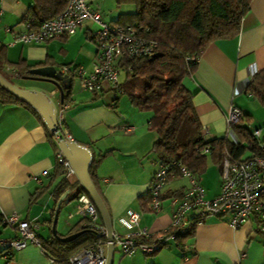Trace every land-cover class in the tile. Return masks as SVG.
<instances>
[{
	"label": "crops",
	"instance_id": "obj_1",
	"mask_svg": "<svg viewBox=\"0 0 264 264\" xmlns=\"http://www.w3.org/2000/svg\"><path fill=\"white\" fill-rule=\"evenodd\" d=\"M89 2L104 21L114 24H128L123 14L134 11L132 4L118 5L115 0ZM31 4L32 0H0L2 72L11 76L13 72L8 65L15 63L30 66L40 63L39 66H52L59 71L62 66H80L86 72L91 71L97 60V48L92 41L95 26L90 21L71 36L39 43H10ZM261 69H264V0H251L239 32L210 42L183 79V85L193 94L194 108L209 139L226 135L225 117L229 108L236 106L243 114L239 124L251 130L260 129L259 140L264 141L260 139L261 128L254 125L257 122L252 124L253 106L249 99L253 97L244 92L248 81ZM21 89L50 95L56 109L61 102L57 89L48 82L25 84ZM84 92L79 94L70 88L68 106L58 122L63 135L85 146L92 160L100 159L94 174L112 232L130 231L117 221L130 209L140 213L139 226L152 237L167 231L171 222V196L167 191L184 188L185 184L171 180L162 191L160 210L152 212L149 205L143 209L139 197L145 194L159 163L150 152L155 139L147 128L150 113L136 111L118 97L113 108L111 97L105 99L103 92ZM39 118L22 105L0 103V215L17 213L22 220L34 221L38 239L45 240L52 236L53 224L58 235L67 236L79 231L85 222L78 216L66 219L76 203L72 191L65 192L57 206L59 200L55 201L54 189L60 176L54 174L56 158L51 142L55 140ZM124 124L132 126L133 131L129 134L118 131ZM228 138L236 139L234 134ZM248 152L242 157L248 156ZM44 171L47 174L41 176ZM34 176H39V181ZM219 190L218 177L213 189L204 188L205 197L211 198ZM61 209H68L65 217H60ZM15 236L13 227L0 224L1 239ZM148 256L151 258L147 259ZM0 264L66 263L51 261L40 245L27 244L10 252L0 247ZM110 264H264V237L257 232L254 220L233 229L224 220L211 216L195 227L193 238L180 245L175 240L169 241L152 255L135 251L126 256L113 249Z\"/></svg>",
	"mask_w": 264,
	"mask_h": 264
},
{
	"label": "trees",
	"instance_id": "obj_2",
	"mask_svg": "<svg viewBox=\"0 0 264 264\" xmlns=\"http://www.w3.org/2000/svg\"><path fill=\"white\" fill-rule=\"evenodd\" d=\"M115 1L118 5H133V12L123 14L128 21L127 25L136 27L142 36L156 43L152 55L123 58L118 62V65L126 75L124 82L120 83L122 94H126L130 104L139 111L150 113L147 128L155 134L150 152L156 155L159 162L178 161L199 177L206 168L207 155L219 169L224 152H228L233 158L238 159L242 158L246 150H254L257 141L251 136V129L239 124L241 119L232 127L236 142L229 140L226 136L205 139L193 105V94L183 85V79L190 74L197 63L192 61V58L199 57L204 48L213 40L229 38L239 32L241 19L248 11L251 0ZM65 4L66 0H32L25 19L32 18L33 26H36L42 21L55 17ZM2 49L0 46L1 75ZM22 64L8 65V68L13 72L12 77L22 79L29 74L30 69L41 65L40 63L33 66ZM244 92L264 106V69L257 71L251 77ZM68 95L69 92L63 97V101L67 100ZM0 103L22 105L39 117L30 106L1 85ZM43 126L47 130L44 124ZM58 131L63 136L60 125ZM50 136L52 137L51 134ZM51 142L56 152V144L52 140ZM205 148H208V154L202 153ZM99 160H92L88 173L101 198L94 174ZM54 174L60 176L54 189L56 202L67 191H72L73 199H77L82 193L88 196L77 180L69 181L66 171L57 160ZM182 193L183 188L167 191L171 197H179ZM139 199L143 209H146L149 204L147 190ZM83 221L85 222V220ZM99 223L103 225L100 215ZM79 231H83V233L67 243L60 242L53 236H49L45 240H38L41 248L54 261L66 263L67 257L71 253L98 240L86 222ZM193 236L194 229H190L184 234H177L175 242L180 245Z\"/></svg>",
	"mask_w": 264,
	"mask_h": 264
},
{
	"label": "built area",
	"instance_id": "obj_3",
	"mask_svg": "<svg viewBox=\"0 0 264 264\" xmlns=\"http://www.w3.org/2000/svg\"><path fill=\"white\" fill-rule=\"evenodd\" d=\"M90 21L95 26L92 41L97 48V60L91 71L86 72L80 66H62L61 74L71 80L78 79L82 90L98 93L104 90V82L111 85L116 94H122L118 75L123 70L118 62L123 58H139L154 53L156 43L141 35L136 27L127 24H114L104 21L98 10L91 7L89 0H66L64 8L53 18L33 26V19L26 18L19 23L12 37L11 44L39 43L53 38L71 36L81 25ZM199 57L192 58L197 62ZM67 101H61L56 109L57 119L67 108ZM241 110L231 106L225 117L227 123L226 137L232 136V127L242 118ZM59 126V122H58ZM119 129L125 134L133 131V127L124 124ZM203 137L209 134L202 128ZM56 145L65 135L52 133ZM260 129H253L251 136L257 141L256 148L249 150L248 156L235 159L228 152L222 154L219 166L220 190L211 198L205 197L204 188L198 176L193 174L178 161L159 162L147 186L149 209L160 210L162 191L171 181L185 178L187 183L181 196L170 198L171 222L167 231L152 237L149 232L139 226L140 213L127 210L117 218L118 223L130 230L124 234L111 232V246L119 249L123 255L131 256L135 251L144 255H152L169 241L175 240L177 234H184L205 221L207 217L224 220L231 228L236 229L243 223L254 220L257 232L264 237V141L259 140ZM236 142V139L233 140ZM208 154V148L202 150ZM55 158L66 171V175H74L73 169L57 147ZM46 171L41 173L45 176ZM39 181V176H34ZM78 216L85 220L98 240L86 244L67 257V264H105L108 245L104 225L99 223V213L90 198L82 193L76 199L73 210L67 219ZM0 224L13 227L16 236L0 238V247L7 252L19 250L27 244L40 245L34 221L20 219L17 213L0 215ZM51 261L54 259L51 258Z\"/></svg>",
	"mask_w": 264,
	"mask_h": 264
},
{
	"label": "water",
	"instance_id": "obj_4",
	"mask_svg": "<svg viewBox=\"0 0 264 264\" xmlns=\"http://www.w3.org/2000/svg\"><path fill=\"white\" fill-rule=\"evenodd\" d=\"M29 74L24 76L23 80H35L43 81L52 84L58 91L60 100L69 92L71 88V79L66 74H61L59 70H56L52 66H39L29 70ZM0 85L24 102L26 105L30 106L42 119L44 125L50 133H58V119L56 115V107L51 99L50 95L34 90V89H21L14 86L8 80H6L0 74ZM58 149L62 153L65 160L68 162L69 166L74 171V176L78 181L79 185L88 194L90 200L93 202L97 211L102 219L103 225L106 229L107 241V255L105 264L111 263V222L109 215L106 211L105 205L94 188V185L89 177V167L92 162V156L90 151L80 144L72 141L69 138H60L58 144ZM66 196L64 194L58 201L57 206L60 205L63 198ZM56 213V212H55ZM83 231H78L67 236H60L56 233L54 229V224L52 226V236L55 237L60 242H70L81 235Z\"/></svg>",
	"mask_w": 264,
	"mask_h": 264
},
{
	"label": "rangeland",
	"instance_id": "obj_5",
	"mask_svg": "<svg viewBox=\"0 0 264 264\" xmlns=\"http://www.w3.org/2000/svg\"><path fill=\"white\" fill-rule=\"evenodd\" d=\"M1 73L5 78H7L10 81V83H12L14 86H16L18 88L23 87L25 84L31 85V84H34L35 82H37L35 80H23L21 78H16L14 76L10 77L2 71H1ZM125 77H126L125 72L123 70H121L119 75H118L119 82L123 83L125 80ZM103 85H104V90L102 91L103 92L102 95L105 97V99L106 98L109 99V97H111V99H110V102H111L110 106L111 107L116 108L115 97H118L121 99L122 102L123 101L126 102L128 104V106L132 107L136 111H139L137 108H135L133 105L130 104L126 94H119V95L116 94V92L111 89V85L108 82H104ZM71 88L73 91H77L79 94H85L84 90H82L80 87L78 79H73L71 81ZM249 100L253 106V115H252V121L253 122H252V124L257 122V124H254V125H256L257 128L258 127L261 128L260 139L264 140V106H262L261 103L258 100H256L255 98L249 99ZM139 112H141V111H139ZM117 130L120 132H123L121 129H117ZM68 177L70 180H72L75 176L69 175ZM218 177H219V169L217 168V166H215L212 163L209 155H207L206 168L199 175V179H200L202 186L205 189L208 188V190L213 189L217 184ZM177 180L179 182H177L176 184L184 183L186 185V183H187L185 178H179ZM67 212H68V209H61L60 217H65ZM66 219H67V217H66ZM150 258H151V256L147 257V259H150Z\"/></svg>",
	"mask_w": 264,
	"mask_h": 264
}]
</instances>
